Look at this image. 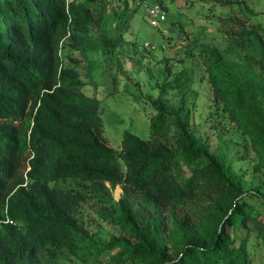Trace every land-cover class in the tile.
Returning <instances> with one entry per match:
<instances>
[{
	"label": "trees",
	"instance_id": "trees-1",
	"mask_svg": "<svg viewBox=\"0 0 264 264\" xmlns=\"http://www.w3.org/2000/svg\"><path fill=\"white\" fill-rule=\"evenodd\" d=\"M86 1L0 0V264H253L251 239L264 254V192L245 189L225 153L162 103L168 90L183 99L186 70L162 83L147 141L124 132L119 152L107 145L98 102L83 93L75 61L59 55L65 38L82 57L99 50L85 36ZM252 17L222 21L224 50H196L209 114L228 115L264 175V28L247 25ZM90 201L110 227L105 238L89 230Z\"/></svg>",
	"mask_w": 264,
	"mask_h": 264
},
{
	"label": "rangeland",
	"instance_id": "rangeland-1",
	"mask_svg": "<svg viewBox=\"0 0 264 264\" xmlns=\"http://www.w3.org/2000/svg\"><path fill=\"white\" fill-rule=\"evenodd\" d=\"M91 10V24L85 36L96 43L97 52L82 57L74 51L76 41H61L59 55L63 63L71 58L84 83L85 96L99 104L102 136L115 152L120 151L122 134L129 132L141 141L150 136V119L156 114L152 103L158 99L164 81L186 70L191 83L181 95L168 90L162 103L169 112H178L188 132L204 141L212 153L222 151L227 157L228 172L245 189L264 192V175L254 171L255 154L246 148L244 139L228 115L209 114L215 109L207 75L196 48L206 45L224 50L226 36L222 21L254 17L264 28V0H168L166 20L157 28L149 25L143 8L133 7L129 0H94L84 2ZM224 4V5H223ZM180 109V110H179ZM217 112V111H216ZM168 134L164 142L173 147L176 125L167 116ZM186 176L189 175L183 167ZM108 186V185H107ZM115 202L122 196L119 186L110 190ZM90 232L105 238L110 227L96 217L98 207L90 201L84 205ZM190 213L179 212L181 217ZM251 239L253 264H263L264 254Z\"/></svg>",
	"mask_w": 264,
	"mask_h": 264
},
{
	"label": "built area",
	"instance_id": "built-area-1",
	"mask_svg": "<svg viewBox=\"0 0 264 264\" xmlns=\"http://www.w3.org/2000/svg\"><path fill=\"white\" fill-rule=\"evenodd\" d=\"M168 0H130V4L133 7L143 8L148 19L149 25L153 28H157L160 23L166 20V11L164 5ZM70 3L71 0H66Z\"/></svg>",
	"mask_w": 264,
	"mask_h": 264
}]
</instances>
